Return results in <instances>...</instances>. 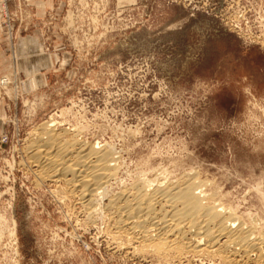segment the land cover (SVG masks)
Listing matches in <instances>:
<instances>
[{
    "label": "rangeland",
    "instance_id": "rangeland-1",
    "mask_svg": "<svg viewBox=\"0 0 264 264\" xmlns=\"http://www.w3.org/2000/svg\"><path fill=\"white\" fill-rule=\"evenodd\" d=\"M6 6L9 18L0 3V264H168L115 249L105 198L88 221L67 183L38 180L26 151L30 134L51 120L58 131L119 154L114 193L139 179L178 181L190 172L264 232V0ZM32 28L47 59L37 76L31 68L25 76L18 43Z\"/></svg>",
    "mask_w": 264,
    "mask_h": 264
},
{
    "label": "bare ground",
    "instance_id": "bare-ground-1",
    "mask_svg": "<svg viewBox=\"0 0 264 264\" xmlns=\"http://www.w3.org/2000/svg\"><path fill=\"white\" fill-rule=\"evenodd\" d=\"M52 121L30 134L26 151L30 167L38 180L67 183L88 221L105 198L115 249L127 246L131 255L155 256L168 264H189L198 258L219 259L223 264H264V232L258 234L255 224L242 221L231 205L222 202L218 190L208 194L204 179L189 172L176 181L170 174L156 177L158 172L156 179H139L114 193L119 154L108 145L81 142L74 130L60 132Z\"/></svg>",
    "mask_w": 264,
    "mask_h": 264
},
{
    "label": "crops",
    "instance_id": "crops-1",
    "mask_svg": "<svg viewBox=\"0 0 264 264\" xmlns=\"http://www.w3.org/2000/svg\"><path fill=\"white\" fill-rule=\"evenodd\" d=\"M33 2V0H31ZM1 26V22H0ZM38 30V29H37ZM36 30V31H37ZM36 31L35 28H32L27 33L21 35V39L18 43V52L20 53L21 57V64L20 67L24 68L25 76H28L26 70L31 68L34 72L35 76L38 73V64L40 60H46L47 57L45 55H41L38 53L39 44L38 40H36Z\"/></svg>",
    "mask_w": 264,
    "mask_h": 264
},
{
    "label": "built area",
    "instance_id": "built-area-1",
    "mask_svg": "<svg viewBox=\"0 0 264 264\" xmlns=\"http://www.w3.org/2000/svg\"><path fill=\"white\" fill-rule=\"evenodd\" d=\"M8 0H0V3L4 6V17L9 18V11H8V7L6 6Z\"/></svg>",
    "mask_w": 264,
    "mask_h": 264
}]
</instances>
